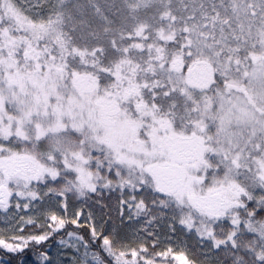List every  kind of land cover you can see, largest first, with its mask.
I'll use <instances>...</instances> for the list:
<instances>
[{
  "label": "snow or ice",
  "instance_id": "obj_1",
  "mask_svg": "<svg viewBox=\"0 0 264 264\" xmlns=\"http://www.w3.org/2000/svg\"><path fill=\"white\" fill-rule=\"evenodd\" d=\"M113 193L74 264H264V0H0V250Z\"/></svg>",
  "mask_w": 264,
  "mask_h": 264
},
{
  "label": "rangeland",
  "instance_id": "obj_2",
  "mask_svg": "<svg viewBox=\"0 0 264 264\" xmlns=\"http://www.w3.org/2000/svg\"><path fill=\"white\" fill-rule=\"evenodd\" d=\"M118 198L117 193H113L111 195H106L103 203L107 204V208H101L98 203L95 202L94 199H88L84 200L82 198H76V197H70L68 200V212L65 213H59L60 215L65 216L66 219H75L76 217L73 215L75 212H81V216L79 217V222H89L88 214L92 213L93 216H97L99 218V221L101 223H106L105 226L100 223V226H97V229L100 230L103 228L104 234H108L109 231L113 229L114 226H120L119 230L121 232V235H125L128 237V240H126V243L129 244V249L131 247H136V244L138 240L133 239L131 235V229L135 227H139V224H129L126 219L125 223L121 226L120 218L118 214L116 213L114 209L115 201ZM127 215V210H126ZM142 223V221H141ZM63 239L66 243L65 245H59L58 243H54L52 248L50 249V252L52 254L56 253L57 249H61L63 251V254L65 256V259L62 261V264H74L73 257H77L78 254L75 252V249L72 247H69L70 245H73L76 243V241L73 238H70L69 236H62L57 239V241ZM188 244L191 248V252L186 253L189 255V258H192V254L195 253L196 256H199V249L195 246V240L192 237H188ZM174 248V252L176 254H179V252L182 250L181 248H177L175 245H172ZM125 250V249H121ZM163 250L156 249V251ZM83 248H81V254L83 253ZM171 264H179V261L172 260Z\"/></svg>",
  "mask_w": 264,
  "mask_h": 264
},
{
  "label": "trees",
  "instance_id": "obj_3",
  "mask_svg": "<svg viewBox=\"0 0 264 264\" xmlns=\"http://www.w3.org/2000/svg\"><path fill=\"white\" fill-rule=\"evenodd\" d=\"M94 218H95L96 226L98 225L100 226L101 221H99V218L97 216L96 217L94 216ZM90 223H91L90 220L89 222H80V225H82L80 227H78L77 225L67 224L66 228L62 230L61 233L54 238V240L52 241V246L54 245V243L57 241L59 237L68 236L67 233L69 232L74 233L75 235H83L85 239L87 240L90 235L89 228H88V224ZM101 224H103V226L106 225V223H103V222ZM90 251L95 252V251H99V249L96 247H93L90 249ZM101 255L103 256L104 253L101 252ZM25 258L29 262V264H35V261L33 260L31 252L27 253ZM128 258L130 259L131 257L129 256ZM18 259L19 257L9 254L6 251L0 250V264H17Z\"/></svg>",
  "mask_w": 264,
  "mask_h": 264
}]
</instances>
